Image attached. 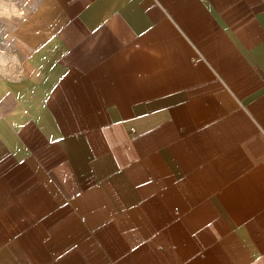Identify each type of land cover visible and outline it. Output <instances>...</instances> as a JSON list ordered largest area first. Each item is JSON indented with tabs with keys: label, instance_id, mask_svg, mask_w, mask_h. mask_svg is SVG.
I'll use <instances>...</instances> for the list:
<instances>
[{
	"label": "crops",
	"instance_id": "1",
	"mask_svg": "<svg viewBox=\"0 0 264 264\" xmlns=\"http://www.w3.org/2000/svg\"><path fill=\"white\" fill-rule=\"evenodd\" d=\"M3 1L0 264H264V0Z\"/></svg>",
	"mask_w": 264,
	"mask_h": 264
},
{
	"label": "rangeland",
	"instance_id": "2",
	"mask_svg": "<svg viewBox=\"0 0 264 264\" xmlns=\"http://www.w3.org/2000/svg\"><path fill=\"white\" fill-rule=\"evenodd\" d=\"M5 4L3 0H0V97L1 91L5 82L16 76L19 68L20 59L13 49V43L7 38V27L5 25L6 18ZM2 108L0 104V109Z\"/></svg>",
	"mask_w": 264,
	"mask_h": 264
}]
</instances>
